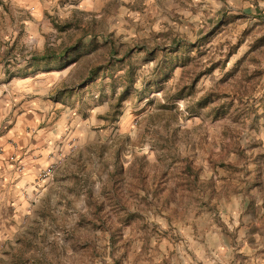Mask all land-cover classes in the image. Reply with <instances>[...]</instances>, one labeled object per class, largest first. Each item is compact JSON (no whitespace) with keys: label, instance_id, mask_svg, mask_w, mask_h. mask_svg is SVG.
<instances>
[{"label":"rangeland","instance_id":"obj_1","mask_svg":"<svg viewBox=\"0 0 264 264\" xmlns=\"http://www.w3.org/2000/svg\"><path fill=\"white\" fill-rule=\"evenodd\" d=\"M22 112L0 264H264V0H0Z\"/></svg>","mask_w":264,"mask_h":264},{"label":"crops","instance_id":"obj_2","mask_svg":"<svg viewBox=\"0 0 264 264\" xmlns=\"http://www.w3.org/2000/svg\"><path fill=\"white\" fill-rule=\"evenodd\" d=\"M22 114L17 113L8 127H3L4 117L0 114V243L5 242V234L12 225L4 215L3 205L11 203L12 194L19 191L20 183L26 182V177H34L46 161L41 135L26 132L25 112Z\"/></svg>","mask_w":264,"mask_h":264},{"label":"trees","instance_id":"obj_3","mask_svg":"<svg viewBox=\"0 0 264 264\" xmlns=\"http://www.w3.org/2000/svg\"><path fill=\"white\" fill-rule=\"evenodd\" d=\"M44 56H47V55H44ZM44 56H43V57H41V58H44Z\"/></svg>","mask_w":264,"mask_h":264}]
</instances>
